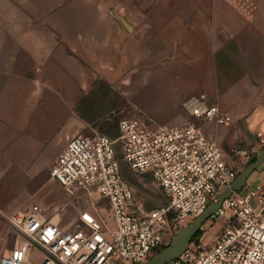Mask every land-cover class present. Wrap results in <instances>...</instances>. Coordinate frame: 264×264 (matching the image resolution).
I'll list each match as a JSON object with an SVG mask.
<instances>
[{"label":"crops","instance_id":"obj_1","mask_svg":"<svg viewBox=\"0 0 264 264\" xmlns=\"http://www.w3.org/2000/svg\"><path fill=\"white\" fill-rule=\"evenodd\" d=\"M133 62L151 68L121 76L116 67ZM100 82L121 83L143 119L171 126L182 124L181 102L205 94L232 118L204 130L236 169L264 132V0H0V239H10L21 177L35 178L77 133H95L82 116L95 114ZM51 180L61 196L42 204H65L59 224L72 227L85 205Z\"/></svg>","mask_w":264,"mask_h":264},{"label":"built area","instance_id":"obj_2","mask_svg":"<svg viewBox=\"0 0 264 264\" xmlns=\"http://www.w3.org/2000/svg\"><path fill=\"white\" fill-rule=\"evenodd\" d=\"M184 107L201 121L232 122L205 94L188 99ZM256 138L242 150L247 162L264 148V132ZM117 143L128 166L151 175L163 190L165 205L146 211L122 176ZM237 174L220 145L187 117L180 126L123 119L114 139L100 133L76 135L53 161L51 178L71 196L87 195L90 205L66 228L48 220L37 205L13 213L7 219L22 241L0 264H144L217 202ZM243 191L234 193L210 219L230 211L226 226L211 243L193 240L178 259L166 264H264V180ZM101 201L109 206L106 213L99 209Z\"/></svg>","mask_w":264,"mask_h":264},{"label":"rangeland","instance_id":"obj_3","mask_svg":"<svg viewBox=\"0 0 264 264\" xmlns=\"http://www.w3.org/2000/svg\"><path fill=\"white\" fill-rule=\"evenodd\" d=\"M21 6H23V5H20V7ZM105 6H107V5H105ZM111 10H115L114 7H112ZM151 10H152V8L148 9V11H151ZM9 14H10V11H9ZM20 18H21V16H20ZM151 59L154 62L160 61V60H156L155 56ZM162 61L164 63L170 62V53L165 55ZM153 66L154 67L156 66L155 63L153 64ZM116 68L118 71H120L121 76L123 75V72H125L127 75L131 76L132 80H136L134 78V76L136 75L135 73H137V71H139L140 69H144V71H145L146 68H151V67L150 66L141 67L139 65V63L133 62L129 67H126L125 69L118 67V66ZM136 84H138V83H136ZM100 85H102V86H100ZM199 93H196L195 95H192V96L188 97L187 99H185L183 102H181V109H183L182 111H184V109H185V107H184L185 101H187L188 99H191L192 97L198 96ZM93 96L95 97V100L93 101V104H95V110H93L95 112V114L83 115L82 117L85 120H88L90 122V124H92L91 125L92 127H95V133L92 131L83 133L86 136L96 134V133H100V134H105L108 137L113 138V139L117 138V136L119 134V122L123 119H128V118H138V119H141L143 121H146L147 123H151L152 125H166V124H157V123L155 124V123H153V121H150V120H149L150 122L147 121L148 119L145 116L141 115L143 112L141 111L140 106L137 104L138 101H134L133 99H131L125 95L124 90H123V85L121 83H116L114 85H111V87L109 88V91H108L106 89L104 90V84H101V82H100L99 84H97V88H95V92L93 93ZM107 98H109V101H107ZM107 102H109L108 107L105 106ZM162 104H163V101H160V105H162ZM184 112H185V114L182 116V123H184V121L186 120V117H187L188 120L195 122L196 124L202 125L203 130H204V122H207V121H205V120L201 121L200 119L189 116L187 114V111H184ZM72 118H77V117H69V120H71ZM143 118H145L147 120H145ZM213 124L218 125L215 123H213ZM169 126H171V125H169ZM204 132H205V130H204ZM258 132L259 131L256 132V135ZM59 134H60V132L57 131L56 136ZM77 134H80V133H77ZM54 139H53V143H54ZM121 149H122L121 143H117L116 144V150L118 152V158H119L120 164H121V169H122V173H123L122 176H123L124 180L134 188L139 201H141L144 204L146 211H151V210L156 209L162 205H165L167 203V198H166L163 190L154 182L151 175L139 174V173L134 172L128 166V164L122 159ZM58 152H59L58 149H56L55 151H52V154L50 157L51 160L47 161L48 159H46L45 162L36 164L37 170L35 172V178H33V179L30 178L28 180V179H24L21 177L20 193H19L20 203H19V208H17L15 211H13L14 213L15 212H25L26 208H28V207L30 208L31 206L37 205L44 211L45 216L48 220H52L55 223H59L60 216L63 215L64 211H66L65 210L66 209L65 204L61 205V207L56 209V210H54L50 204H47V203L46 204L44 203V205L42 204L43 200H44V195L49 194L51 197H53V196L60 197L61 196V193L57 192L54 189L55 182H53L51 180L52 161L54 159V156H56V153H58ZM249 162H247V160L245 159V162L242 163L240 165V167H238L236 169L234 167L233 168L239 174L248 165ZM261 167H264V166H260L249 177V179L247 181V185L244 188L245 191L248 188L253 187L255 184H257L258 182L261 181L259 179V172H258L259 169H261ZM48 191L50 193H48ZM242 191H240V192H242ZM62 192L66 193L65 190H62ZM72 197L74 199V202H76L77 205L79 202H81L83 205H85V208H87L90 205L89 199H88L87 195H85L84 193H79L78 195L72 196ZM28 198H29V204H27ZM44 202H46V199L44 200ZM99 209L106 213L109 209V206L105 202L101 201V202H99ZM13 212L10 213L9 216L12 215ZM229 213H230V211H228L224 216H219L216 219L208 220L202 227L201 235L199 237L195 238L194 240L203 239V241L205 243H211L214 240L215 235L219 234L222 231V229L226 226V223L228 220L227 217L230 215ZM7 218H6V223H7L6 228H7V230L10 231V233L8 232L7 237L9 236L10 239H0V244L2 246L5 245L6 247H10V249H11L14 246H16L20 241H22V237L11 230V227H10V224H9ZM189 223H187L185 226H187ZM185 226H183L182 228H184ZM210 236H211V238L208 239V237H210ZM11 250L6 252L7 254H5V255H8L11 252ZM2 256H4V253L0 254V259L2 258Z\"/></svg>","mask_w":264,"mask_h":264},{"label":"water","instance_id":"obj_4","mask_svg":"<svg viewBox=\"0 0 264 264\" xmlns=\"http://www.w3.org/2000/svg\"><path fill=\"white\" fill-rule=\"evenodd\" d=\"M255 161L248 164L231 183L230 187L226 188L218 195V201L208 205L205 211L194 218L187 226L180 229L172 241L162 250L157 252L144 264H166L178 259L191 245L193 239L202 230L203 225L216 215L224 202L228 200L234 193L242 191L249 177L254 171L264 164V148L256 155Z\"/></svg>","mask_w":264,"mask_h":264},{"label":"trees","instance_id":"obj_5","mask_svg":"<svg viewBox=\"0 0 264 264\" xmlns=\"http://www.w3.org/2000/svg\"><path fill=\"white\" fill-rule=\"evenodd\" d=\"M118 136H119V134H118ZM118 136H117V137H118ZM255 159H256L255 157H254L253 159H251V160H250V162H249L248 164H250V163L254 162V161H255ZM121 173H122V169H121ZM122 175H123V173H122ZM201 233H202V230H201V231H200V232H199V233L196 235V237H195V238L199 237V236L201 235ZM195 238H194V239H195ZM194 239H193V240H194Z\"/></svg>","mask_w":264,"mask_h":264}]
</instances>
